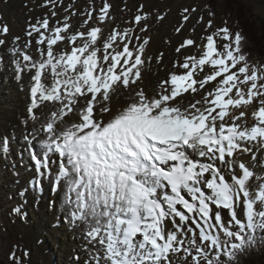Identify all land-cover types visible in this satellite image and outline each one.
<instances>
[{"label":"snow or ice","instance_id":"6c2138e0","mask_svg":"<svg viewBox=\"0 0 264 264\" xmlns=\"http://www.w3.org/2000/svg\"><path fill=\"white\" fill-rule=\"evenodd\" d=\"M41 7L50 11L29 23L23 43L0 24V48L27 95L23 119L0 125V158L20 128L28 184L41 193L50 184V206L92 246L85 264H236L264 243V63L251 62L243 33L213 31L214 13L198 16L206 34L175 48L178 57L190 46L196 53L174 60L149 93L138 86L153 59L151 37L136 34L149 31L144 5L107 34L109 0L86 12L70 4L63 19V0ZM199 11L184 7L175 32ZM73 15L83 18L75 31ZM11 264L23 256L13 251Z\"/></svg>","mask_w":264,"mask_h":264},{"label":"rangeland","instance_id":"374dc122","mask_svg":"<svg viewBox=\"0 0 264 264\" xmlns=\"http://www.w3.org/2000/svg\"><path fill=\"white\" fill-rule=\"evenodd\" d=\"M92 2L93 0H63V7L59 9L58 16L60 19H63V17L66 15L64 8H67L68 5L70 4L74 6V10L79 9L82 12H86L90 4H92ZM94 3H95V7L99 8L101 6L102 0H94ZM109 3H111L112 5L111 16L116 18L118 21L122 20L123 22V25L118 26L120 28L129 26V22L136 14L137 8L140 5L145 6L143 11L151 14L147 20L149 31L146 34H141L139 31H137L136 34L147 35L152 38L155 32L163 28L165 31V32L163 31V35L166 34L163 37V41L167 45H170L168 46L170 48H167L166 45L167 50L161 49V53H164V55H166L164 56L163 61L167 56L171 57L173 53H176L175 52L176 46H178V44L181 43L185 38L191 37L193 39H196L197 37H202L205 35L204 33L206 32L204 30V25L197 24V17L202 15L205 17V20H207L209 12L214 13V15L212 16L215 25L213 31H215L216 28H220L226 25L233 33H235L236 31L242 32L243 35H245L246 38L248 39V42L250 41V44H252V47H248L249 50L250 51L259 50L260 52H262V59L264 58V0H189L186 3L183 2L181 3V0H109ZM42 4H43V0H0V24L9 25L10 30L12 31L13 29L16 28L15 25L17 21H15L14 18H13V22L9 20H5L4 19L5 13L11 14L13 12L20 11L23 14H29V11L33 12L34 13L33 18L29 17L27 20L22 21L21 30L18 28H16L15 30L16 34L22 35L23 37L22 41H23L25 37L24 31L29 26V23L30 22L32 23V21L35 22L37 18L43 17L46 13L50 11L49 8L41 7ZM189 6L193 8L198 7L200 11L196 14V16L193 17L192 22L186 28V31H182V33L177 34L175 32V28L178 26V24L181 21L180 13L184 7H189ZM157 15H164L166 18L160 21L156 19ZM15 17H19V16L16 15ZM82 19H83L82 17L77 15H73L70 17L69 22L73 26L72 29L73 31L78 30V26L76 25V23L81 22ZM103 27L105 30V25ZM193 28H195L194 32L192 31ZM10 35L8 36V38L11 37ZM13 37L14 35H12V38ZM174 39H177V41H175ZM172 40H174V42H171ZM217 43L218 44L222 43V41H220L218 38ZM149 48L150 45L147 46V50ZM7 52H8L7 49L2 50L0 52V56L5 57L4 62H6L7 59L6 58ZM186 53L187 51L185 49L183 51V54L180 55L179 57L181 58L182 56L183 59L184 56H187V54L189 55V53L187 54ZM0 72H2L0 73V77L2 76L3 77L2 79H4L7 73L3 71ZM12 79L13 81H16L14 78ZM23 111L16 112L15 114V119L17 120L16 124L19 120L23 119L22 116ZM16 124H14V126H16ZM10 128L12 127H9V129ZM19 133L20 130L17 131L16 139L11 144V152L8 155L7 159L0 158V170H3L5 175L4 177H6L4 182L2 180L0 181V264H11V253L13 251H15L17 257L23 256L24 264H44L42 258H40V252L39 251L35 252V246L33 247V245H31L29 247L28 246L30 245L29 240H28V245L25 243L27 237L24 232L25 229L24 227L28 225L29 221H31L32 218H34L35 214L37 213L32 206H29V203H32V205L34 206L35 205L37 206L38 205L37 201H39V198L37 195L34 194L31 195L29 193V189L27 191V194L28 196L31 197L32 200L17 196V191H16L18 190L20 192L25 188H28V183L25 182L24 179L27 178L26 174L28 171L26 169V172L22 174V177L24 178L19 180L20 183L19 182L17 183L18 180H16L15 184H11L14 183L10 181L13 179L10 180L8 179V177L11 175L9 171L11 166H13L14 164L17 165L22 164V167H24L25 164L27 168L28 167L27 161H30L28 159L27 152L24 151L25 145L22 139L20 138ZM20 151H24L23 161H21L20 156L18 157L19 155L18 153H20ZM7 164H9V169L5 170L4 167ZM8 181L11 182L10 183L11 187L15 189L14 194L13 193L10 194L11 191L7 192V188H10ZM49 187L51 186L49 185ZM48 195H50L49 191H48ZM33 197H35L36 199L33 200ZM54 200H58V197ZM11 201L14 204L9 205ZM47 205L48 208L51 209L52 213L53 214L55 213L54 214L55 216H56V212H58L55 221V228L58 231L57 244H55L50 238L48 239L43 238L41 242L43 243L44 246V250L42 249V252L43 253L45 252L47 258L50 259V261L48 259V262L50 264H70V263L85 264V261L88 260L89 258V252L92 251V246L87 243L83 244L81 242L82 239L84 238H82L83 236L79 230L73 231L72 229L67 227L66 223L63 220V216L60 212L58 203L56 207H51L49 202L47 203ZM17 206H20L22 208V215H20L19 217L12 211V209ZM39 209H41V207ZM42 221L44 222V220ZM46 221H48V223L46 222L45 225L42 222L43 224L42 230L44 229L46 230L48 228H50L51 230L52 228L51 221L47 218ZM33 222H34L33 225L34 227L36 226L37 222L35 221ZM33 222L31 221L32 224ZM47 236L48 235H46V237ZM31 241L32 242L37 241V243H40V238L36 234L33 236ZM61 247H64V252L62 251L60 253L59 250ZM81 248L82 249L84 248L85 250L84 255L80 253ZM58 252L60 253V255L58 254ZM26 253L27 255H25ZM173 264H179V259L173 257ZM242 264H247V263L244 262Z\"/></svg>","mask_w":264,"mask_h":264},{"label":"bare ground","instance_id":"6f19581e","mask_svg":"<svg viewBox=\"0 0 264 264\" xmlns=\"http://www.w3.org/2000/svg\"><path fill=\"white\" fill-rule=\"evenodd\" d=\"M187 1H189V0H181V3L182 2L183 3H186ZM33 14L34 13L33 12H30V11H29V14H23L20 11H18V12L16 11V12H13L11 14L5 13L4 19L13 22V18H14L15 21H17V23L15 25L16 28H18V29L21 30V22L24 21V20H27L29 17H32L33 18V16H34ZM16 15H18L19 17H15ZM36 18H37V16H36ZM82 22H83V19H82L81 22L76 23V25L78 26V29L80 28V25L82 24ZM191 22L187 24V26L184 28L183 31H186V28L191 24ZM32 23H34V22L32 21ZM121 25H123L122 20L121 21L120 20L118 21L115 18V21H114L113 24L105 25V30H104L106 32L105 34H107L112 27H117V26H121ZM16 28L11 31V35H10L11 37H9L8 39L11 40L12 35H14V36H18L19 35V37L21 38V43H23V41H25V39H27V37H26L25 34H26V31H27L28 27L24 31L25 32V34H24L25 37H24V40L23 41H22V39H23L22 35L16 34V32H15ZM162 29L163 28H161L157 32H155L153 34V37L151 38V41H150V44H149L150 45V48L147 50V55L153 57V59L150 62H146V64L144 65L142 79H141V81L139 82V85H138L139 87L144 88L149 93H151L153 91V89L155 88V86L157 85V83H158V81L160 79L165 78L167 71L172 68V65L171 64L173 63V61L176 60L177 58H179V59L182 60V56L180 58V57L177 56V53H173L171 55V57L167 56L162 63H160V64H157L156 63L155 57L157 55H159V53H161V49L167 50L166 49V45L167 44L163 41V37L166 34L163 35L164 29L163 30ZM204 34H206V33H204ZM184 37H185V35H184ZM174 40L177 41V39H174ZM174 40H172L171 42H174ZM168 46H170V45H167V48H170ZM10 47H11V44L9 45V48ZM61 47H64L63 44L61 45ZM2 50H5V48H1L0 49V52ZM30 51H31V53L33 55H37V53L35 51V45L34 44H33V47H32V49ZM186 51H187V53H189V55H192V54H195L196 53V48L190 46V47H188L186 49ZM166 52H168V51H166ZM164 56H166V55H164ZM4 63L5 64H0V71H3V72H6L7 73V75L5 76L4 79H2L3 78L2 76L0 77V125H4V127L9 128V127H13L14 124H16V121H17L15 119L16 112L17 111H21L22 112L25 109V106H26V103H27V95H26L25 90L23 88H21L17 84V81H13V79H12V78H14V77H12L13 73H12L11 68L7 66V59H6V62H4ZM0 73H2V72H0ZM25 87H26V85H25ZM196 98H199V97H196ZM248 119H249V123H250L251 122V117L249 116ZM18 130L21 131V129H19V128L17 129V131ZM0 131H3V129L0 128ZM37 151H39V149H37ZM21 152H24V151H20V153ZM20 153H18V154H20ZM257 155L260 157L261 160H264V153H261L259 151V149H257ZM19 156L20 155H18V157ZM18 157H17V159H18ZM27 163H28L27 164L28 165L27 168H26V165L25 164H24V167H22V164H18V165L17 164H14L16 167L14 168L13 166H11L10 169H9V164H7L4 167L5 170H8L9 169V171L11 173V175L8 177V179L9 180L10 179H13V180H10V181L11 182H14V183H11L10 181H8L10 188H7V192L8 191H11L10 194L11 193L14 194V192H15V189H13L11 187V184H15L16 180H18V182L20 183L19 180H21L22 178H24V177H22V174H24L26 172V169H27L28 172L26 174L27 175V178H24L25 179V182L28 183L29 179L34 174L33 172L29 171V168L31 167L32 162L31 161H27ZM5 172H7V171H5ZM0 173H1L0 174V181L2 180L4 182L6 177H4L5 175H4L3 170H0ZM16 173H19L20 175H16ZM49 185L50 184L48 182H45L44 183V186H43V192L41 193V192H37V191L34 192L31 189L30 185L28 184L29 193L31 195H33V194L34 195H37L38 198H39V201H38L39 203H38L37 206L36 205L34 206V205H32V203H29V206H32L33 209L37 212L35 214V217L32 218V220H31L32 222L33 221L37 222L36 226L33 227L34 222L32 224L31 221H29L28 225L24 227L25 228L24 229V232H25V235L27 237V240H26L25 243L28 245V240H29V244L30 245H28V246L29 247L31 245H33V247L35 246V252H38V251L40 252V258H42L44 264H50V263L48 262V259L49 258H47L46 253L45 252L44 253L42 252V249L44 250L43 243H41L42 242V239L43 238H45V239L50 238L55 244H57V242H58L57 241L58 231L55 228V221H56V216L58 215V212H56V216H55L54 215L55 213L53 214L52 211H51V209L48 208V205H47L48 202L50 203L51 201H53L54 199H56L58 196H57V194L55 195V193H53L51 191V187H49ZM16 191H17V196H19L18 195L19 191L18 190H16ZM48 191L50 192V195H48ZM24 198H28L29 200H32L31 197L28 196L27 193L24 196ZM35 199L36 198L33 197V200H35ZM10 204H14V203H12V201H11L9 203V205ZM40 207H41V209H39ZM46 218L51 221V225H52L51 230H50V228H48L46 230L45 229L42 230L43 229L42 228L43 227V224L45 225L46 222L48 223V221H46ZM42 220H44V222ZM42 222H43V224H42ZM40 231H42V232H40ZM36 234L40 238V243H37V241H33V242L31 241L32 238H33V236L36 235ZM46 235H48V236L46 237ZM81 242L83 244L86 243L84 239H82ZM62 251L64 252V247H61L60 250H59L60 253ZM59 252H58V254L60 255ZM80 253L82 255L85 254L84 248L83 249L81 248ZM49 261H50V259H49Z\"/></svg>","mask_w":264,"mask_h":264},{"label":"trees","instance_id":"16d2710c","mask_svg":"<svg viewBox=\"0 0 264 264\" xmlns=\"http://www.w3.org/2000/svg\"><path fill=\"white\" fill-rule=\"evenodd\" d=\"M246 41V52L250 54L249 56L251 62L257 64L264 63V58L262 59V52H260L259 50L250 51L248 47H252V44H250V41L248 42L247 38ZM244 262H246L247 264H264V243H261L258 246L253 247L249 251L238 255L236 264H242Z\"/></svg>","mask_w":264,"mask_h":264}]
</instances>
